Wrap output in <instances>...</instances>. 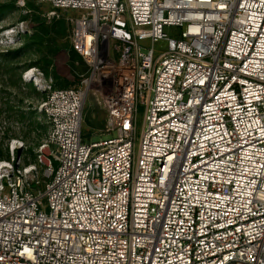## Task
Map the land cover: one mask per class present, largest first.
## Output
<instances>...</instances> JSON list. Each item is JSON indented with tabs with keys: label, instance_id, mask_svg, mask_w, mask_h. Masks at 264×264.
Instances as JSON below:
<instances>
[{
	"label": "built area",
	"instance_id": "obj_1",
	"mask_svg": "<svg viewBox=\"0 0 264 264\" xmlns=\"http://www.w3.org/2000/svg\"><path fill=\"white\" fill-rule=\"evenodd\" d=\"M39 1L88 71L23 74L49 129L0 160V264H264V0ZM90 95L113 138L83 139Z\"/></svg>",
	"mask_w": 264,
	"mask_h": 264
},
{
	"label": "rangeland",
	"instance_id": "obj_2",
	"mask_svg": "<svg viewBox=\"0 0 264 264\" xmlns=\"http://www.w3.org/2000/svg\"><path fill=\"white\" fill-rule=\"evenodd\" d=\"M0 160L14 157L22 164L35 162V153L44 140L49 125L45 116L39 111V104L45 99L44 93H39L34 86L23 82V74L31 68L39 69L46 78L52 79L57 89L73 88L78 77L86 74L87 65L74 59L68 52L72 47L68 19L78 17L73 10H57L52 5L39 0H0ZM36 20H44L48 24L62 22L65 34L59 37L60 24L55 32L56 43L64 45L54 57H47L46 47H29L26 54L25 37L34 34ZM23 23V31L18 39L10 45L5 44V32ZM168 38H177V30L165 28ZM65 45L68 48H65ZM41 50V51H39ZM166 50V43L160 42L154 46L156 54ZM14 57L12 62L4 63L2 58ZM73 61V62H72ZM79 61V62H78ZM49 62V64H48ZM74 67V68H73ZM106 113L90 95L85 103L82 122V137L86 142L108 140L115 135L104 134ZM142 125V113L138 117L139 130ZM46 179H42L45 181Z\"/></svg>",
	"mask_w": 264,
	"mask_h": 264
},
{
	"label": "trees",
	"instance_id": "obj_3",
	"mask_svg": "<svg viewBox=\"0 0 264 264\" xmlns=\"http://www.w3.org/2000/svg\"><path fill=\"white\" fill-rule=\"evenodd\" d=\"M1 10V9H0ZM36 28L34 29V34L31 36L25 37L26 39V47L22 49V54H26V51L29 50V47H37L40 49V47H46L48 49V55L47 57H54L56 53H58L62 48H64V45H58L56 43V37H58L57 34H59V37L65 34V27L61 25L62 22L59 23H51L48 24L44 20H36ZM60 24V30L59 33L55 32L57 26ZM57 33V34H56ZM65 48H68L67 45H65ZM70 55L74 59H79L80 62H83L81 57L78 55V53L73 49V47H70L68 49ZM41 51V50H39ZM4 57V56H3ZM12 58L14 57H4L2 58V62L4 63H10L12 62ZM78 61V62H79ZM73 62V61H72ZM84 63V62H83ZM49 64V62H48ZM74 68V67H73Z\"/></svg>",
	"mask_w": 264,
	"mask_h": 264
}]
</instances>
